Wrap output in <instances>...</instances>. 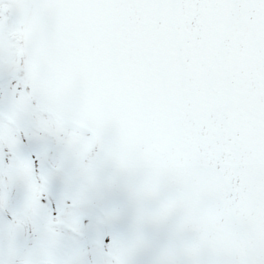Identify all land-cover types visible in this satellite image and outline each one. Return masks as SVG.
<instances>
[{"label": "snow or ice", "instance_id": "1", "mask_svg": "<svg viewBox=\"0 0 264 264\" xmlns=\"http://www.w3.org/2000/svg\"><path fill=\"white\" fill-rule=\"evenodd\" d=\"M0 264H264V0H0Z\"/></svg>", "mask_w": 264, "mask_h": 264}]
</instances>
